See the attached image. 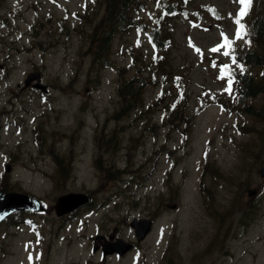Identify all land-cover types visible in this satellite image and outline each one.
Segmentation results:
<instances>
[{
  "label": "rangeland",
  "instance_id": "1",
  "mask_svg": "<svg viewBox=\"0 0 264 264\" xmlns=\"http://www.w3.org/2000/svg\"><path fill=\"white\" fill-rule=\"evenodd\" d=\"M139 1L132 10L136 22L112 32L103 53L94 33L104 0H0V184L5 160L17 155L7 181L11 189L49 205L69 192L88 190L95 197L91 211L83 210L66 225L50 216L34 221L22 216V223L10 219L0 232V264L100 263L92 251L97 230L117 229L121 237L134 239L129 222L152 216L155 229L137 250L103 263L196 264V250L215 233L206 190L213 208L228 204L222 175L244 169L248 153L237 146L246 147L244 141L257 135L253 129L259 125L258 115L243 112L235 88L227 90L232 70L264 80L263 68L235 59L236 51L255 46L250 25L257 0L243 17L239 0H176L172 12L159 0ZM34 72L51 87L49 96L22 88ZM132 79L142 83L141 99L122 112L119 89ZM250 101L258 112L263 98ZM235 126L245 127V134ZM100 136H112L116 143L101 150ZM56 154L68 158L66 181L57 172ZM249 160L255 174L264 153ZM98 161L108 173L126 164L128 175L105 179L93 165ZM256 180L250 185L261 187ZM262 191L258 222L244 228L236 214L222 250L201 264H264ZM47 238L53 252L40 263L39 248Z\"/></svg>",
  "mask_w": 264,
  "mask_h": 264
},
{
  "label": "trees",
  "instance_id": "2",
  "mask_svg": "<svg viewBox=\"0 0 264 264\" xmlns=\"http://www.w3.org/2000/svg\"><path fill=\"white\" fill-rule=\"evenodd\" d=\"M159 1L162 2L161 4L164 5L167 11L172 12L174 8L172 4H175L176 0ZM140 4L141 2L139 0H104L105 14L99 21L98 28L94 33V35H97V37L94 38V41L101 52L106 53L107 48L110 45L112 32L116 30H124L131 24L135 23V17L132 16V10ZM250 39L255 46H253L250 51L242 53L239 56L240 62L244 65L250 64V66L252 65L264 69V0H257V15L252 20ZM236 74L237 80L240 82L238 92L241 94L240 99L242 100L249 95V90H257L258 84L254 81L257 79L253 73L247 74L246 72H236ZM261 76L264 78V75ZM141 86V81L133 79L126 82L122 86V89L119 90L120 96L122 97V112L133 109L139 104L142 95ZM255 93H257V91L252 90V94ZM112 139L113 138L110 140L101 138L100 143L108 146Z\"/></svg>",
  "mask_w": 264,
  "mask_h": 264
},
{
  "label": "flooded vegetation",
  "instance_id": "3",
  "mask_svg": "<svg viewBox=\"0 0 264 264\" xmlns=\"http://www.w3.org/2000/svg\"><path fill=\"white\" fill-rule=\"evenodd\" d=\"M263 109H264V104H263ZM261 128H262V131H261V133L262 132H264V118H262V121H261ZM260 134L259 135H257L255 138H253L252 140H248L247 141V144H249V142H252V143H254V142H257L256 144H254L252 147L254 148V149H256V151L254 152V153H252L253 155H254V157H256V158H258L259 156H260V153H262V152H264V146L262 145V142L260 141ZM7 159H8V163H10L12 166H10V172L7 174L8 176H11L12 175V167L14 168V165H15V157H13L12 159H10V158H8L7 157ZM249 157H247V163H246V165H245V170H244V173H243V175H242V179L243 180H246V181H249V180H253V178H254V176H256V178H257V176L258 175H255V174H257V171H256V173L255 174H253L251 171H250V169H249V166H250V164H249ZM7 162H6V164H8ZM58 165H61V162H59L58 161V163H57ZM94 166H97V162H95L94 164H93ZM8 166H9V164H8ZM103 173H105L104 171H103ZM259 179H257L256 181H258ZM263 184V183H262ZM260 187V186H259ZM2 190L3 191H5V192H10V191H18V190H13V189H11V188H9L8 186H3V188H2ZM253 197H252V199H250L248 196H247V192H246V196H244L243 194H239V196H238V198L236 199L237 200V202H239L240 204H239V208H242V209H245V207H246V211L248 210V208L249 207H251V208H254L255 207V205L257 204V203H261V194H260V191H259V188L258 187H256V190H255V192L253 193ZM228 199V204L230 205V206H226V213L222 216V230H223V232H224V236H226L227 237V235H228V229H229V226H228V224H230L231 223V221H232V214H233V210L234 209H237V205H236V202L233 200V199H229V197L227 198ZM245 199H247L248 200V205L247 206H245L244 207V205H242V203H243V201H245ZM50 209V210H49ZM86 209V208H85ZM82 210H84V209H81V210H75V211H71V212H67V213H64V214H62V215H58L57 214V212H56V210H55V207L54 206H50L49 208H47V207H45V210L43 211V212H37V213H29V212H21V211H18V212H16V213H13L12 215H10L8 218H7V220L2 224V225H0V232L3 230V228H4V226L9 222V220L15 215V214H19V215H25V214H29V215H33V216H37V217H42V215H44V214H47L46 216H50V217H55L54 219H53V222H55V224L56 223H63V224H67V223H69V221L71 220L70 218H72L74 215H75V213H77V212H79V211H82ZM238 210V209H237ZM238 212H243L242 210H239V211H237V213ZM243 216V215H242ZM45 218V217H44ZM221 219V214L217 217V221L218 220H220ZM48 220V219H47ZM216 221V222H217ZM112 233H114L115 234V237L116 238H119L120 236L118 235V233H117V229H115V230H112V231H105V232H103V233H101L100 235H101V243H103V242H105V240H106V238H111V234ZM93 238V237H92ZM124 239V238H123ZM126 240V239H125ZM115 240H112L111 242H114ZM127 241H130L131 243H133L134 244V248H136V247H138L139 246V244H137V243H135V241L131 238V239H129V240H127ZM216 244H217V240L215 239V234H213L212 235V237H210L209 238V240L205 243V250H209V251H211V253H208V255H206L205 257L206 258H212L213 257V255L214 254H216V251H217V246H216ZM101 250H102V246H101V248H100V251H99V255L101 256V258L102 259H105V258H107V256H109V255H107V256H104V254H102L101 253ZM51 251H53V245H52V240L51 239H49V238H47V242L42 246V253H43V256L45 257V258H48L49 256H50V253H51ZM198 251H199V254L198 255H201V253H202V250H201V248H199L198 249ZM112 257H118V258H121L120 256H119V254L117 255V253H115V254H112L111 255ZM197 261H198V264L200 263L199 262V260L197 259ZM64 264H69V261H66Z\"/></svg>",
  "mask_w": 264,
  "mask_h": 264
},
{
  "label": "water",
  "instance_id": "4",
  "mask_svg": "<svg viewBox=\"0 0 264 264\" xmlns=\"http://www.w3.org/2000/svg\"><path fill=\"white\" fill-rule=\"evenodd\" d=\"M40 79V74H33L27 79V84L31 80ZM36 87L45 90V86L36 85ZM262 175L264 176V168L262 169ZM88 198L83 194L71 193L66 196L59 198L57 202V208L59 211L67 212L71 209L87 203ZM41 209L40 202L23 193H2L0 192V223L3 219L13 211L17 210H31L36 211ZM151 223L148 220L141 221L139 223H133V226L137 230L139 239H143L150 230ZM130 248V245H126L123 241L112 245V249H107L105 247V253L118 251L120 253L126 252Z\"/></svg>",
  "mask_w": 264,
  "mask_h": 264
},
{
  "label": "snow or ice",
  "instance_id": "5",
  "mask_svg": "<svg viewBox=\"0 0 264 264\" xmlns=\"http://www.w3.org/2000/svg\"><path fill=\"white\" fill-rule=\"evenodd\" d=\"M251 2H252V0H239V3L243 6L242 9H241V11H240V13H239V16L240 17H243V16H245L247 14V10L250 7ZM236 23L237 24H240V20H237ZM240 28L243 29L244 28V25L240 24ZM237 38H240V33L239 32L237 33ZM225 46H229V45H225ZM218 50L219 49H217V48L212 49V51H214V52L215 51H218ZM224 55L227 56V55H229V53L228 52H225ZM224 70L225 71L228 70V66L227 65L224 66ZM228 84H229V87H228L227 90L228 91H231L232 81L229 80Z\"/></svg>",
  "mask_w": 264,
  "mask_h": 264
},
{
  "label": "bare ground",
  "instance_id": "6",
  "mask_svg": "<svg viewBox=\"0 0 264 264\" xmlns=\"http://www.w3.org/2000/svg\"><path fill=\"white\" fill-rule=\"evenodd\" d=\"M213 104L216 105L215 103H213ZM213 104H212V105H213Z\"/></svg>",
  "mask_w": 264,
  "mask_h": 264
}]
</instances>
